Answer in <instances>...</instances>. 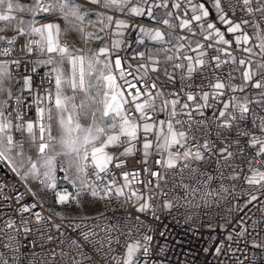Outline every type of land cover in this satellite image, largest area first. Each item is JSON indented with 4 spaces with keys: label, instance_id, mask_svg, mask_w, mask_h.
I'll return each instance as SVG.
<instances>
[{
    "label": "snow or ice",
    "instance_id": "1",
    "mask_svg": "<svg viewBox=\"0 0 264 264\" xmlns=\"http://www.w3.org/2000/svg\"><path fill=\"white\" fill-rule=\"evenodd\" d=\"M238 2L253 19L234 21L223 7L227 3L234 16L233 0H211V8L207 0H87L97 8H86L80 0H0V161L22 180H38L54 191L61 205H79L83 192L101 200L119 199L125 196L131 175L137 183L146 188L154 184L158 190L147 197L132 191L128 197L138 202L137 212H151L155 218L157 196L167 197L161 207L169 211L183 206L181 200L195 205L197 196L207 204L229 193L224 180H243L264 195V0ZM110 13L146 16L161 26L134 29L140 34L137 43L147 49L133 57L142 61L135 71L131 65L125 67L119 54L127 43L125 30L132 25ZM57 17L64 21L63 29L59 23L41 22ZM216 20L226 27L222 30ZM69 32L78 34L84 44L104 40L109 33L117 38L93 51L62 43V35ZM146 42H152V47ZM27 64H32L33 72L37 66L49 67L42 81L47 85L44 95L33 88L31 76L23 77L20 94L13 90V83H20L13 66L19 70ZM177 80L180 87L174 89ZM23 92L36 93L31 103L21 98ZM32 103L36 121L25 120L21 112L22 106ZM209 109L211 119L206 117ZM110 147L123 151L117 156L107 151ZM246 148L253 149L255 157L241 161L247 165L245 171L237 160L246 155ZM137 152L145 165L149 156L157 157V170L149 172L155 182L140 181L138 171L125 172V184L117 186L110 165L119 168L124 163L120 157ZM209 158L215 159L214 174L198 167ZM61 179L72 184L75 195L57 190ZM214 180L221 182L219 188L211 187ZM169 183L172 189L165 191ZM4 187L0 183V194ZM176 188L183 189L182 197L176 195ZM248 194V203L258 200L257 195ZM21 198L22 194L15 197L19 221L0 212V264H21L18 237L21 229L25 234L31 231L24 214L34 216L37 224L45 219L33 211L36 203L21 204ZM2 199L10 198L3 195ZM135 219V236L128 225L125 231L119 225L109 226L105 237L98 239H94L96 232L85 231L82 224L73 227L81 230L94 251L103 254L106 264H163L153 259V237L141 233L139 216ZM113 232L117 233L114 238ZM120 236L125 237L123 244ZM113 245H120L123 252L109 257L115 252ZM252 246L264 248V243L253 241ZM69 248L75 255L62 251L61 259L71 264L92 261L77 240H71ZM216 253L220 254L219 247ZM56 255L33 252L28 264H51Z\"/></svg>",
    "mask_w": 264,
    "mask_h": 264
},
{
    "label": "built area",
    "instance_id": "2",
    "mask_svg": "<svg viewBox=\"0 0 264 264\" xmlns=\"http://www.w3.org/2000/svg\"><path fill=\"white\" fill-rule=\"evenodd\" d=\"M233 3L236 10L234 16L228 4L223 3L225 11L228 12L233 20L253 19V17L247 16L241 11L242 6L238 0H233ZM110 14L119 19H127L129 23L134 22L132 20L133 17L120 16L117 13ZM150 24L155 27L159 26L158 24ZM8 35H11V33ZM108 44H111V33L108 34ZM119 54L123 58L122 62L125 67L131 65L132 70L135 71L138 64L132 62L123 51H120ZM236 54L239 55V53ZM11 58L14 57H5V59ZM28 59L32 60L35 57H29ZM32 67V64H27L16 70L13 66L14 77L20 81L19 84L13 83V90L17 94H20L19 90L23 87V77L31 76L33 88L41 95H44V89L47 85H42V81L46 79L49 68L37 66L33 72ZM127 79L132 80V77H127ZM132 82L135 83L134 80ZM118 83L123 84V81H118ZM197 83H199V79H197ZM179 87L180 83L177 80L174 89H179ZM35 94V92L32 94L23 92L21 98L26 103H31ZM21 112L25 120L36 121L38 118L34 103H32L31 107L22 106ZM211 116L212 110L209 109L206 112V117L211 119ZM160 118H164L163 114ZM197 118L199 119V117ZM17 136L19 137L18 133ZM213 138H215V133H213ZM121 151H123L121 147H113L112 149V153L117 156H119ZM245 153L246 155L238 159L237 163L241 165V169L246 171L247 165L241 163V161L253 159L255 151L246 148ZM120 159L124 161L121 167L116 168L114 164L110 165L111 175L116 180L117 186L125 184L122 175L125 172L133 173L138 171L140 173L138 177L140 181L146 183L152 180L155 182V178L149 174L150 171L157 170V165L155 164L157 157L155 155L148 157L147 165L143 163L144 157L141 152H137L134 156L120 157ZM145 167L149 171H145ZM198 167L202 171L214 174L216 169L215 159L209 158L201 162ZM58 175L62 176L63 174L58 173ZM129 181H131L130 186L124 188L125 196L119 199L112 197L111 199L101 200L93 198L88 192L81 193L79 197L80 203L85 198L88 199L90 205H95V213L60 216L50 211L48 202L39 201L32 194L34 193L32 190L29 192L30 188L27 182L14 173L6 162L0 161V183L5 185L3 193L0 194V212L6 213L19 221L20 216L15 209L20 205L17 204L15 197L22 194L20 203L28 205L36 203L37 208L33 211H39L45 218L42 223L37 224L34 216L29 213L24 214V217L28 219V227L31 231L25 234L21 229L18 237L21 245V264H28L33 252L50 257L53 251L57 255L51 264H71V261L61 259L58 255L62 251L75 255V252L69 248L71 240H77L83 245L86 254L92 257L90 264H106L103 254L94 251L91 244L83 240L80 235L81 230L74 228L73 225L82 224L85 231L91 229L96 232L98 235L94 239L105 237L107 228L114 225H119L120 231L126 230L125 225L131 226L134 229L133 235L135 236V228L137 226L135 217L137 216H139L141 222L140 232L153 237V259L162 260L163 264H264V248L252 246L253 241L264 243V195L257 192L254 188H250L243 180L235 182L222 181L229 187V193L210 199L207 204L200 201L197 196L195 205L198 206L184 204V201L181 200L180 204L183 206L169 211L161 207V201L167 199V197L157 196L154 203L155 215L158 218H155L151 212H137L138 202L135 198H128L132 191L143 193L145 197L153 194L158 191L154 188V184L148 185L146 188L144 184L137 183L131 175L129 176ZM185 182L194 183L187 180ZM105 183H107V179ZM220 183V181L214 180L211 187L219 188ZM149 188L153 189V191L149 192ZM170 189H172L171 183L165 188V191ZM57 190H66L72 195L76 193V189L72 184L63 179L58 181ZM48 191L55 195L54 191ZM174 191L179 197L184 195V191L181 188H176ZM248 193L257 195L258 200L248 203L250 200ZM3 195H7L10 199H2ZM67 205H76V203L72 202ZM56 225H59V229H57ZM244 229H247V231L244 232L243 236H240L239 233ZM116 234V232H113L111 235L114 238ZM229 235L233 237L232 240L227 239ZM48 237H51V240ZM120 241L123 244L125 237L120 236ZM217 247L220 248V254L216 253ZM113 248L115 252L109 253V257L115 253L123 252L120 245H113ZM160 249H163V251H159ZM0 251H3L2 245H0Z\"/></svg>",
    "mask_w": 264,
    "mask_h": 264
},
{
    "label": "rangeland",
    "instance_id": "3",
    "mask_svg": "<svg viewBox=\"0 0 264 264\" xmlns=\"http://www.w3.org/2000/svg\"><path fill=\"white\" fill-rule=\"evenodd\" d=\"M20 2L28 3L29 0H20ZM85 7L92 8L86 5ZM92 19L94 20L95 17L93 16ZM41 22L59 23L62 29L65 27L64 21L59 17L50 20H42ZM88 30L95 31L96 29L89 28ZM101 35H105V34L101 33ZM114 38L117 37H113V39ZM63 41L69 43L70 45L75 44L76 47H84L85 49H92L93 51H95L99 47H101L104 43H108V35L105 36L104 40H90L87 44H84L83 41L79 39L78 34L69 32L66 35H62L61 42ZM82 123H87V121H82ZM112 149L113 147H110L107 150L109 152H112ZM26 182L29 188L35 193L36 198L41 202H48V208L50 209V211H52L55 214H59L60 216H72V215H81V214H91L96 212L95 205L94 204L90 205L89 200L86 198L82 201V203H79V205L56 204L57 203L56 196L52 194L50 191L46 190L44 187H42L38 180H33L29 178Z\"/></svg>",
    "mask_w": 264,
    "mask_h": 264
},
{
    "label": "crops",
    "instance_id": "4",
    "mask_svg": "<svg viewBox=\"0 0 264 264\" xmlns=\"http://www.w3.org/2000/svg\"><path fill=\"white\" fill-rule=\"evenodd\" d=\"M199 2H205V0H199ZM206 6L211 8V0H207ZM133 19H137V20H140L143 22L139 23L137 21L135 23V21H134L132 23H129V21L127 19H125L130 25H132V27L125 30V35L123 38L127 41V43L123 46L121 51H123L132 62L139 64L142 61L139 58L134 59L133 57L136 56L137 52L146 51L147 49H146L145 45H141V44L137 43V39H138L140 34L137 30H134V29L136 28V26L153 28L155 26L151 25L150 23H152V24H157V23L155 21L151 20L150 18L146 17V16L145 17H133ZM212 19H214V17H212ZM144 21H146L148 23L146 24V23H144ZM234 21H237V20H234ZM216 23H217V26L220 27L222 30L226 27L225 25L220 24L218 20H216ZM157 27H161V26L159 25ZM248 31L251 32V29H248ZM178 34H180V33L178 32ZM112 39H113V36L111 35V40ZM62 43H64V41ZM146 43H147L148 48L152 47V42H146ZM153 75L155 76V74H153ZM169 88L171 89V88H173V86L169 85Z\"/></svg>",
    "mask_w": 264,
    "mask_h": 264
},
{
    "label": "bare ground",
    "instance_id": "5",
    "mask_svg": "<svg viewBox=\"0 0 264 264\" xmlns=\"http://www.w3.org/2000/svg\"><path fill=\"white\" fill-rule=\"evenodd\" d=\"M80 2L81 3H83V4H85L86 6H89V7H92V8H97V6L96 5H90V4H88L87 3V0H80ZM133 21H135V22H143V21H140V20H137V19H132ZM144 23H146V22H144ZM147 24V23H146ZM110 153H112V152H110ZM56 204H58V203H56Z\"/></svg>",
    "mask_w": 264,
    "mask_h": 264
}]
</instances>
